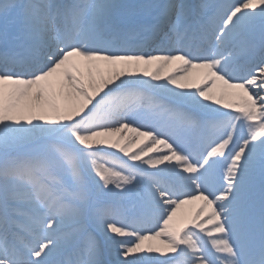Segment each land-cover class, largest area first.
I'll return each instance as SVG.
<instances>
[{
	"label": "snow or ice",
	"instance_id": "6c2138e0",
	"mask_svg": "<svg viewBox=\"0 0 264 264\" xmlns=\"http://www.w3.org/2000/svg\"><path fill=\"white\" fill-rule=\"evenodd\" d=\"M0 264H264V0H0Z\"/></svg>",
	"mask_w": 264,
	"mask_h": 264
}]
</instances>
